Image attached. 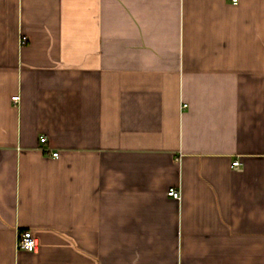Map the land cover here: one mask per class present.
Listing matches in <instances>:
<instances>
[{
    "label": "crops",
    "instance_id": "crops-1",
    "mask_svg": "<svg viewBox=\"0 0 264 264\" xmlns=\"http://www.w3.org/2000/svg\"><path fill=\"white\" fill-rule=\"evenodd\" d=\"M0 264H264V0H0Z\"/></svg>",
    "mask_w": 264,
    "mask_h": 264
},
{
    "label": "built area",
    "instance_id": "built-area-1",
    "mask_svg": "<svg viewBox=\"0 0 264 264\" xmlns=\"http://www.w3.org/2000/svg\"><path fill=\"white\" fill-rule=\"evenodd\" d=\"M236 1V0H233ZM21 41H27V37L22 36ZM19 99L18 95L12 97L14 102H17ZM53 156H57L58 153L55 152L52 154ZM241 165L239 160H235L232 162V166L238 168ZM168 196L173 197L174 199H180V191L175 188H170L167 191ZM16 247L19 250H23L26 252L34 253L38 251L39 241L38 238L32 233L29 229H24L20 231L17 237Z\"/></svg>",
    "mask_w": 264,
    "mask_h": 264
}]
</instances>
